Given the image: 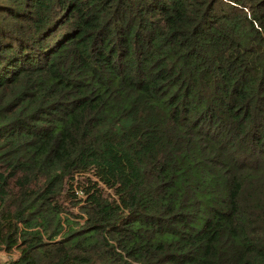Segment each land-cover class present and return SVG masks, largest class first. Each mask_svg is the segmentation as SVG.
Here are the masks:
<instances>
[{"label":"trees","instance_id":"16d2710c","mask_svg":"<svg viewBox=\"0 0 264 264\" xmlns=\"http://www.w3.org/2000/svg\"><path fill=\"white\" fill-rule=\"evenodd\" d=\"M8 264H264V0H0Z\"/></svg>","mask_w":264,"mask_h":264},{"label":"rangeland","instance_id":"374dc122","mask_svg":"<svg viewBox=\"0 0 264 264\" xmlns=\"http://www.w3.org/2000/svg\"><path fill=\"white\" fill-rule=\"evenodd\" d=\"M8 256L4 253L0 254V264H8Z\"/></svg>","mask_w":264,"mask_h":264}]
</instances>
